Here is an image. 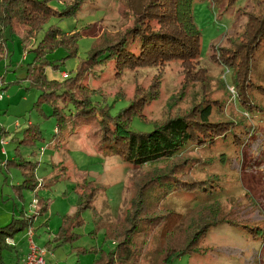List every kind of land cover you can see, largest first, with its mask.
<instances>
[{
  "label": "rangeland",
  "instance_id": "1",
  "mask_svg": "<svg viewBox=\"0 0 264 264\" xmlns=\"http://www.w3.org/2000/svg\"><path fill=\"white\" fill-rule=\"evenodd\" d=\"M74 1L49 0L48 5L58 13L70 2L76 12L48 17L25 41L17 32L0 26V128L2 125L7 130L0 134V139L8 141L4 145L7 156L0 153V158L12 156L17 144L22 157L38 160L35 167L37 184L34 189L23 190V201L14 199L7 186L10 180L21 179L19 170L14 166L7 171L1 168L6 177L0 179V225L9 221L12 213L16 215L21 204L29 211L32 198L36 199L34 193L48 197L45 211L33 222L32 240L42 243L48 236L46 228L55 230L61 215L75 209V183L87 179L97 185L91 206L80 212L82 223L74 228L77 236L71 242L46 249L43 255L45 264H89L95 252L77 250L73 248L76 245L96 249L100 246L105 250L112 248L111 239L104 235L105 224L121 218L141 175L153 166L164 164V161L157 160L133 166L112 148L94 147L85 134L84 125L72 132L66 126L64 139L56 145L52 140L56 118L54 114H46L49 113V105L42 104L45 113L32 106L37 90L30 87L24 77L26 65L32 60L33 47L49 24L54 23L63 30L82 31L76 39L74 56L67 55L61 45L44 52L47 60L54 63L62 60L56 69L49 65L44 67L47 77L59 78L75 67L77 59L85 55L93 39L110 37L128 27L133 12L144 2ZM262 1L256 6L253 0H194L191 18L199 30V56L196 59L188 63L177 60L146 63L126 67L120 72L108 63L95 67V75L90 72L83 78L84 82L104 94L111 114L124 105V97H134L141 102L148 99L142 110L148 118L161 117L166 109L169 112L184 111L204 93L199 101L209 103L213 111L217 110L215 117L226 119L227 122L219 124L221 128L230 126L233 129L226 133L224 139L214 138L206 151H197L208 157L205 164H197V175L205 176L208 171L219 176L221 187L218 195L222 210H228L232 218L244 224L221 222L210 227L200 251L175 257L172 264H264V47L254 50L246 62L237 61L241 48L232 58L234 63L229 65L222 61L226 53H232L227 48L228 38L241 32L248 13L256 14L264 7ZM232 73H237V82L232 80ZM202 82L205 84L200 91L198 86ZM117 92L124 97H116ZM152 95L157 97L149 98ZM241 95L245 101L240 100ZM28 121L37 123L41 132V138L30 146L18 143L22 138V128ZM149 128L150 123L137 116L128 123L131 130ZM196 201L198 199L193 193L174 192L166 195L161 203L188 212ZM43 220L46 226L40 224ZM21 233L23 230H18L10 236L14 240ZM3 241L6 244L0 249L1 260L6 264H16L17 256L21 262L20 248L25 241L15 248L6 242V236Z\"/></svg>",
  "mask_w": 264,
  "mask_h": 264
},
{
  "label": "trees",
  "instance_id": "2",
  "mask_svg": "<svg viewBox=\"0 0 264 264\" xmlns=\"http://www.w3.org/2000/svg\"><path fill=\"white\" fill-rule=\"evenodd\" d=\"M48 1L0 0V26L17 32L25 41L48 17L55 14L73 15L76 12L70 2L64 4L65 8L58 13L48 5ZM193 1L144 0L142 6L133 12L128 27L110 37L93 39L85 55L77 59L75 67L59 78L47 77L44 67L49 65L56 69L62 60L57 63L47 60L44 52L61 45L67 55L74 56L77 51L76 39L82 31L63 30L52 23L33 47L32 60L26 65L24 77L29 86L37 90L32 106L45 113L42 104L46 103L50 107L46 114L55 115L53 143L58 145L62 142L66 126L72 132L84 125L85 134L94 147L112 148L133 166L164 161L161 166H153L141 175L130 193L121 218L105 224L104 235L111 239L112 248L105 250L100 246L97 249L92 246H73L77 250L95 252L89 264H172L175 257L200 251L210 227L221 222L244 224L232 218L228 210H222L218 195L221 187L219 176L208 171L205 176L197 175V164H205L208 160V157L201 156L197 151H206L214 138L224 139L226 133L233 130L230 126L221 128L219 124L227 122L226 119L215 117L217 110L213 111L209 103L199 101L204 93L184 111L169 112L166 109L161 117L159 115L150 119L142 111L147 98L141 102L117 92L115 96L124 97L126 102L111 114L104 94L83 81L86 74H96L95 67L100 68L108 63L112 64L116 72H120L126 67L146 63L165 60L188 63L196 59L199 56V30L191 18ZM253 1L256 6L263 2ZM248 14L241 32L228 38L227 48L232 53H226L222 61L229 65L234 63L232 58L239 48L242 51L237 61L246 62L254 50L264 47V7L256 14ZM1 42L0 38V52ZM227 59H230L229 62ZM236 74L232 73L231 76L235 82ZM204 84L202 82L198 86L200 91ZM156 97L152 95L149 98ZM239 98L245 101L242 95ZM135 116L150 123V128L128 129L129 121ZM22 130V138L18 143L30 146L41 138L39 126L35 122H29ZM37 162V159L22 157L17 144L12 157L4 158L3 167H16L21 176L19 182L10 185L17 200L23 199L24 189H34L36 186ZM74 187L75 209L61 215L56 230L43 242L47 249L51 245L71 242L77 236L74 228L82 223L81 210L92 204L97 188L92 180L82 179ZM174 192L193 193L198 201L191 205L188 212L163 205L161 200ZM34 196L36 203L30 212L21 209L19 216H12L0 225V249L4 246V236L27 227L34 229V218L45 211L48 203V197L43 198L36 193Z\"/></svg>",
  "mask_w": 264,
  "mask_h": 264
},
{
  "label": "crops",
  "instance_id": "3",
  "mask_svg": "<svg viewBox=\"0 0 264 264\" xmlns=\"http://www.w3.org/2000/svg\"><path fill=\"white\" fill-rule=\"evenodd\" d=\"M29 122V121H28ZM27 122V123H28ZM13 125H16V122H14L13 123ZM7 132V130H6V128H4V126H2L1 125V128H0V134H5ZM8 143V141H5L4 140V142L3 143H1L0 142V153H2L3 155H6L7 156V153H8V151H7V149H4V145H6ZM10 157H12V156H10ZM4 158H9V157H4ZM4 158L2 157V158H0V170H1V168H3L4 169V171H7V169H5L4 167H3V160H4ZM3 171V172H4ZM2 171H0V179H5V174L3 173ZM20 174V173H19ZM11 178V177H10ZM16 179V178H15ZM17 181L18 180H15V182H13V180H10L8 183H7V186H8V189H9V191H10V195H12V197L14 198V199H16L15 197H14V195L12 194V191H11V184L12 183H17ZM19 182V181H18ZM0 189H2V188H0ZM17 200V199H16ZM18 201H23V199L22 200H18ZM32 208L33 207H31V209L29 210V211H27V210H25L24 208H23V206H22V204L20 205V209L18 210V212H17V214L16 215H14L13 213L11 214V217L12 216H19L20 215V211H21V209H24L26 212H30L31 210H32ZM12 211V210H11ZM42 214V213H41ZM38 216V215H37ZM10 217V218H11ZM60 219H61V217H60ZM7 222V221H6ZM5 222V223H6ZM33 222H34V220H33ZM60 222V221H59ZM40 224H43V226H46V223H45V220H43ZM59 224V223H58ZM58 226V225H57ZM46 228V227H45ZM57 228V227H56ZM34 230V229H33ZM33 230H32V237H33V235H34V232H33ZM46 230H47V232H48V236L43 240V242L46 240V239H49L51 236H52V234L54 233V231L56 230H53V231H50V229L48 228H46ZM6 242H8L9 244L11 243L12 244V246L15 248L17 245H19V244H24V242L23 241H25V245L23 246V247H21L20 248V252H21V262H18V257L17 256H15V258H16V264L17 263H19V264H22L23 263V261H24V258H25V254H26V252H27V250H28V238H27V235H26V233H25V229H23V233H21L19 236H17L16 238H14V240H13V238H12V236H6ZM43 242L42 243H35V244H37V245H42L43 246ZM2 243V242H1ZM3 243H4V245L6 244L4 241H3ZM52 246V245H51ZM51 246H49V247H51ZM48 247V248H49ZM45 249H47V248H45ZM17 252V251H16ZM46 252V251H45ZM45 254V253H44ZM0 261L2 262V264H6V262H4V261H2L1 260V251H0ZM43 264H45V260H44V262H43Z\"/></svg>",
  "mask_w": 264,
  "mask_h": 264
},
{
  "label": "built area",
  "instance_id": "4",
  "mask_svg": "<svg viewBox=\"0 0 264 264\" xmlns=\"http://www.w3.org/2000/svg\"><path fill=\"white\" fill-rule=\"evenodd\" d=\"M0 142L3 143L4 140L0 139ZM35 201L36 199L33 197L31 200V207L34 206ZM25 233L28 238V250L22 264H43V255L46 251L45 247L34 243L32 240V229L30 227L25 228Z\"/></svg>",
  "mask_w": 264,
  "mask_h": 264
}]
</instances>
